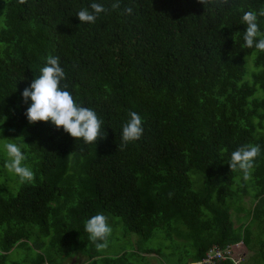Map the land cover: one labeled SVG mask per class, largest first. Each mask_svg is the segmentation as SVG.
I'll use <instances>...</instances> for the list:
<instances>
[{
  "label": "trees",
  "instance_id": "obj_1",
  "mask_svg": "<svg viewBox=\"0 0 264 264\" xmlns=\"http://www.w3.org/2000/svg\"><path fill=\"white\" fill-rule=\"evenodd\" d=\"M92 3L107 11L81 24L77 13ZM261 8L264 0H0V140L17 144L34 172L15 193L9 181L19 177L4 175L0 264L14 247L34 254L11 264H35L38 250L46 264H135L161 253L144 242L172 249L173 237L189 250L171 264H236L203 259L237 241L252 252L239 264H264V52L243 46L241 23L254 11L264 33ZM49 56L106 137L86 144L51 121L28 122L22 92ZM130 111L143 135L118 149ZM244 145L260 146L247 181L227 163ZM96 214L118 218L136 251H97L85 232Z\"/></svg>",
  "mask_w": 264,
  "mask_h": 264
},
{
  "label": "clouds",
  "instance_id": "obj_2",
  "mask_svg": "<svg viewBox=\"0 0 264 264\" xmlns=\"http://www.w3.org/2000/svg\"><path fill=\"white\" fill-rule=\"evenodd\" d=\"M18 2L22 5L26 3V0H18ZM198 2L207 8L209 4L227 5L229 0H198ZM119 7V3L112 5L113 9ZM90 8L91 11L85 8L77 13L76 16H78L81 24L95 23L97 17L107 11L98 3H92ZM125 12L132 14L133 9L126 7ZM259 16L264 17V8L259 11ZM241 23L247 26L246 31H244L245 44L243 46L247 48L255 47L264 52V38L257 39L264 36V33L259 30L257 13L254 11L244 12ZM40 72L39 77H36L30 86L22 92L25 104H28L31 100V104L25 113L30 124H35L38 121H51L57 129L63 128L71 137L82 138L86 144L97 142L98 137H106L107 134L101 132L103 121L98 119L96 113L91 109L78 106L72 95L66 90L68 85L61 86V81L66 79V76L65 71L60 66L59 57H47V64L41 68ZM129 116L130 119L122 130L121 139L123 144L119 145L118 149L126 146L129 142L139 140L143 135L141 116L134 111H130ZM4 147L7 155L4 167L9 173L18 176L21 183H31L34 180V172L22 164L27 157L21 151V148L15 143H7ZM259 153V145H244L233 151L230 160L227 162L231 172L240 170L243 173V179L245 181L249 180L255 158ZM111 231L107 218L103 214H96L85 222V232L89 234V240L95 245L97 251H103L108 247V237ZM240 243L243 242L230 243L233 245L232 258H236V264L241 261L235 256V246Z\"/></svg>",
  "mask_w": 264,
  "mask_h": 264
},
{
  "label": "rangeland",
  "instance_id": "obj_3",
  "mask_svg": "<svg viewBox=\"0 0 264 264\" xmlns=\"http://www.w3.org/2000/svg\"><path fill=\"white\" fill-rule=\"evenodd\" d=\"M5 144H7V141L5 140H0V156H2V161H0V194H4L5 192L1 189L3 188V180H4V175L6 173H9L8 170L4 167L5 161L7 159L6 155V149H5ZM14 174V173H11ZM20 179L17 182L14 179H11V182L9 181L10 185V191L15 193L17 190L18 185L20 184ZM249 203V201H248ZM112 229L111 234L108 237V247L101 251L103 254H114V252H118L122 250L124 247H126L127 251L135 250L134 248V242L137 239V236L134 234H131L127 231L124 230L121 222H119L118 218H112L107 222ZM3 229V226H0V233ZM176 244L175 247L173 246L172 249H169L165 246V242L163 243L162 239H154L151 238L148 241L143 243V246L149 247V248H157L160 247L161 253L160 255H135L136 259H133L135 264H171L174 261H176V258L179 257L180 255H186V251L189 250V245H187L186 241L181 239H178L177 237H173ZM257 248V247H256ZM238 249V250H237ZM33 249H22L18 247L12 248L7 256V261H9V264L12 263L14 260L21 259L22 257L26 255H30L31 253L34 254ZM136 251V250H135ZM235 251H236V257L243 261L247 259L252 252L247 249L244 245V243H240L235 246ZM37 252V258L35 264H46L42 253L40 250L36 251ZM174 252V254H173ZM177 252V253H175ZM141 253V252H138ZM83 261V258H77V259H70L69 262L73 264V262H81Z\"/></svg>",
  "mask_w": 264,
  "mask_h": 264
},
{
  "label": "built area",
  "instance_id": "obj_4",
  "mask_svg": "<svg viewBox=\"0 0 264 264\" xmlns=\"http://www.w3.org/2000/svg\"><path fill=\"white\" fill-rule=\"evenodd\" d=\"M233 256V245L227 244L223 248H219L218 246H213L208 253L207 258L203 259V261L210 262L211 260H222ZM214 264V262H213Z\"/></svg>",
  "mask_w": 264,
  "mask_h": 264
}]
</instances>
